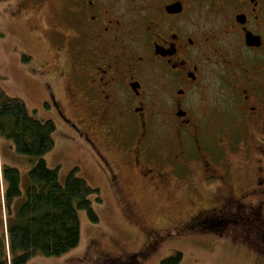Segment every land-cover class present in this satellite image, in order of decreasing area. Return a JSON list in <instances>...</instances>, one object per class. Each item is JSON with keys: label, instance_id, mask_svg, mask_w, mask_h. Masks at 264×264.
<instances>
[{"label": "flooded vegetation", "instance_id": "1", "mask_svg": "<svg viewBox=\"0 0 264 264\" xmlns=\"http://www.w3.org/2000/svg\"><path fill=\"white\" fill-rule=\"evenodd\" d=\"M43 1V65L68 73L75 118L49 93L146 236L122 264L198 233L264 264V0ZM137 188L171 213L140 225Z\"/></svg>", "mask_w": 264, "mask_h": 264}, {"label": "rangeland", "instance_id": "2", "mask_svg": "<svg viewBox=\"0 0 264 264\" xmlns=\"http://www.w3.org/2000/svg\"><path fill=\"white\" fill-rule=\"evenodd\" d=\"M43 2L0 0V86L10 96L22 98L30 113L37 119L52 120L55 123V144L44 158L49 167L59 169L60 180L64 181L72 170L78 168L77 175L91 186L99 188L103 201L93 202V208L99 217L97 222L92 221L85 210L79 211L81 240L78 247L58 256L37 254L27 264H112L111 257L138 250L139 241H144L146 236L144 232L138 234L130 226L128 221L132 220L120 211L119 200L117 202L110 194L102 176L91 162L88 149L81 143L83 139L60 115L49 93L50 89L55 95L59 92L63 109L68 116L75 118V105L66 98L70 89L62 87V82L69 77L68 73L61 79V74L47 73L43 65L46 58L52 57L51 53H45L46 39L41 16ZM46 2L49 8L54 0ZM35 161L32 156L19 154L11 139L0 137V165L16 167L21 173L22 196L17 199V205L25 199L26 190L31 183L29 172ZM135 190V195L130 199L136 202V207L144 218L143 224L140 223L142 226L150 225L156 219L164 220L174 208L167 206L159 215L154 214V209H150L152 202L148 201L139 188ZM2 202L0 195V234L5 232L6 224ZM136 226L142 229L141 226ZM175 251L182 252L180 264L257 263L253 257L254 252L249 251L246 246L235 244L230 239L200 233L185 234L165 241L142 263L163 264V260Z\"/></svg>", "mask_w": 264, "mask_h": 264}, {"label": "trees", "instance_id": "3", "mask_svg": "<svg viewBox=\"0 0 264 264\" xmlns=\"http://www.w3.org/2000/svg\"><path fill=\"white\" fill-rule=\"evenodd\" d=\"M54 131L52 120L37 119L22 98L10 96L0 86V137L11 139L19 154L36 159L29 172L31 183L19 205L21 173L16 167L1 165L6 230L0 234V264H27L37 254L67 253L80 244L79 211L85 210L94 222L99 220L93 202L103 201L100 189L78 176V168L61 181L59 169L47 165L44 157L54 147ZM130 254L110 260L122 264L121 258ZM182 258V252L175 251L163 264H180Z\"/></svg>", "mask_w": 264, "mask_h": 264}, {"label": "crops", "instance_id": "4", "mask_svg": "<svg viewBox=\"0 0 264 264\" xmlns=\"http://www.w3.org/2000/svg\"><path fill=\"white\" fill-rule=\"evenodd\" d=\"M0 195H1V185H0Z\"/></svg>", "mask_w": 264, "mask_h": 264}]
</instances>
